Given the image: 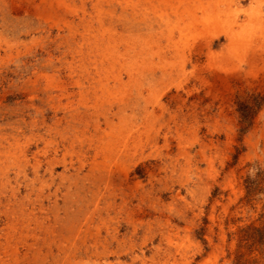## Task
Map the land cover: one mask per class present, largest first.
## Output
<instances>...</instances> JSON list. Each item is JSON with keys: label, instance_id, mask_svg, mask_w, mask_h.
Wrapping results in <instances>:
<instances>
[{"label": "bare ground", "instance_id": "1", "mask_svg": "<svg viewBox=\"0 0 264 264\" xmlns=\"http://www.w3.org/2000/svg\"><path fill=\"white\" fill-rule=\"evenodd\" d=\"M0 264H264V0H0Z\"/></svg>", "mask_w": 264, "mask_h": 264}, {"label": "rangeland", "instance_id": "2", "mask_svg": "<svg viewBox=\"0 0 264 264\" xmlns=\"http://www.w3.org/2000/svg\"><path fill=\"white\" fill-rule=\"evenodd\" d=\"M241 106L243 108H241L239 110V112L242 115L244 124L242 125V128L240 129V138L238 139L240 146L239 147H236V146L233 147L232 146V151L218 152L217 154H213V155H211V164L210 165L203 164V169L205 170V176H204L203 181L209 182V188L206 192L204 203H203L204 204L203 205L204 211L207 210L206 201L216 199L219 196V190L218 189L214 188L212 191H210V187L213 185L214 182H211L207 173H211L213 176H215L214 171L216 169H218V167L220 166L221 163H224V162L228 163L231 161L232 164H236L240 157H243L244 159L248 158L247 149L243 145V135H246L250 130V128H247V129L245 128V126L247 124V120H248V109H247L248 106H244V105H241ZM143 154L146 156H150L151 152L145 151ZM227 158H230L229 161H226ZM180 189H181L180 185L175 184V192H177V190H180ZM184 194H185V192H183V195ZM167 197H169V195H167ZM199 199H201V198H199ZM194 200H195V195H192V196L189 195V202H191L192 206H193V210L191 211V213L189 215L190 218L194 217V215H198V211H197V208L194 204ZM198 232L201 233L200 240L202 241L204 229L201 228V230ZM190 251H194V250L191 248Z\"/></svg>", "mask_w": 264, "mask_h": 264}]
</instances>
